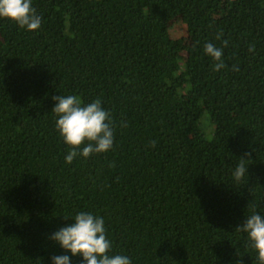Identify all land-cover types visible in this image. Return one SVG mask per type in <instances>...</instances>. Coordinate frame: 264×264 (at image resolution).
<instances>
[{
  "label": "trees",
  "instance_id": "1",
  "mask_svg": "<svg viewBox=\"0 0 264 264\" xmlns=\"http://www.w3.org/2000/svg\"><path fill=\"white\" fill-rule=\"evenodd\" d=\"M31 6L36 31L0 18V264H82L49 238L78 212L103 217L131 264H260L236 228L264 216V0ZM57 95L99 99L112 148L66 163Z\"/></svg>",
  "mask_w": 264,
  "mask_h": 264
},
{
  "label": "clouds",
  "instance_id": "2",
  "mask_svg": "<svg viewBox=\"0 0 264 264\" xmlns=\"http://www.w3.org/2000/svg\"><path fill=\"white\" fill-rule=\"evenodd\" d=\"M31 4L32 0H0V18L14 22L22 29L36 31L41 27L42 18L37 15ZM227 43V40L223 41L224 46H227ZM204 52L215 61L214 71L225 67L222 58L223 48L206 43ZM232 70L236 71L238 67L233 66ZM52 99L56 102L52 109L57 117L56 129L64 143L71 149L65 157L66 163L70 164L77 155L88 158L112 148L114 132L111 116L102 108L99 99L88 104H83L76 95H57ZM152 145L155 146V141ZM246 160L248 159L239 158V163L232 173L236 182L241 181L247 173ZM71 219L73 223L60 228L49 237L71 256L82 257V264H131L127 256L109 254L112 245L106 236L103 217L90 212H78ZM236 230L247 234L251 246L257 252L260 264H264V216L254 213ZM51 260L52 264H71L68 255L53 256Z\"/></svg>",
  "mask_w": 264,
  "mask_h": 264
},
{
  "label": "rangeland",
  "instance_id": "3",
  "mask_svg": "<svg viewBox=\"0 0 264 264\" xmlns=\"http://www.w3.org/2000/svg\"><path fill=\"white\" fill-rule=\"evenodd\" d=\"M168 32L169 35L172 37L181 36L183 40H186L184 27L178 17H174L173 19L170 20Z\"/></svg>",
  "mask_w": 264,
  "mask_h": 264
}]
</instances>
